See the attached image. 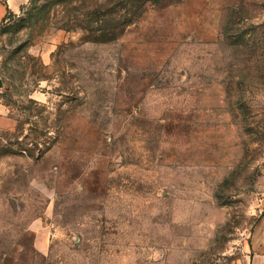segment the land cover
<instances>
[{"label": "rangeland", "instance_id": "rangeland-1", "mask_svg": "<svg viewBox=\"0 0 264 264\" xmlns=\"http://www.w3.org/2000/svg\"><path fill=\"white\" fill-rule=\"evenodd\" d=\"M0 77V264H264V0H27Z\"/></svg>", "mask_w": 264, "mask_h": 264}, {"label": "crops", "instance_id": "crops-1", "mask_svg": "<svg viewBox=\"0 0 264 264\" xmlns=\"http://www.w3.org/2000/svg\"><path fill=\"white\" fill-rule=\"evenodd\" d=\"M26 2L27 0H0V22L6 18L9 11L13 14L20 12Z\"/></svg>", "mask_w": 264, "mask_h": 264}, {"label": "water", "instance_id": "water-1", "mask_svg": "<svg viewBox=\"0 0 264 264\" xmlns=\"http://www.w3.org/2000/svg\"><path fill=\"white\" fill-rule=\"evenodd\" d=\"M5 87L4 82L2 78L0 77V89H3Z\"/></svg>", "mask_w": 264, "mask_h": 264}, {"label": "trees", "instance_id": "trees-1", "mask_svg": "<svg viewBox=\"0 0 264 264\" xmlns=\"http://www.w3.org/2000/svg\"><path fill=\"white\" fill-rule=\"evenodd\" d=\"M9 14H11V15H12V13H11L10 11L8 12V15H9Z\"/></svg>", "mask_w": 264, "mask_h": 264}]
</instances>
